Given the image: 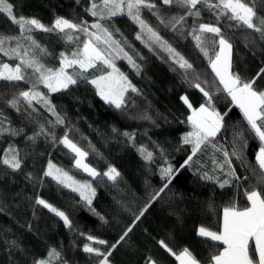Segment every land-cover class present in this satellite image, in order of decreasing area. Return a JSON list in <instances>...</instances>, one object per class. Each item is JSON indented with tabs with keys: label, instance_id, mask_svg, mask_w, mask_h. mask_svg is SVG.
<instances>
[{
	"label": "trees",
	"instance_id": "obj_1",
	"mask_svg": "<svg viewBox=\"0 0 264 264\" xmlns=\"http://www.w3.org/2000/svg\"><path fill=\"white\" fill-rule=\"evenodd\" d=\"M9 2L14 6L15 15L35 17L45 25H51L56 16L85 20L89 24L94 22V18L85 11L89 0H80L79 4L76 0ZM180 11L175 6H161L165 17ZM144 17L193 64L201 80L207 81L205 86L214 93L212 103L216 111L222 115L227 113L224 116L225 128L217 135L216 142L231 152L233 130L247 129L240 109L233 104L227 93L216 91L222 85H219L207 58L195 48L191 36L187 33L181 36L165 29L147 11ZM100 22L113 31L119 29V34L114 38L127 40L131 47L125 46V51L143 68L141 74L137 75L126 59L115 60L116 66L140 90L139 95L129 93L128 113H122L105 104L97 95L94 86L84 81L70 87L67 92L51 94V99L66 116L67 122L74 126L75 130L70 133L71 138L89 151L85 162L101 173L107 171L109 166L115 167L120 172V177L115 182L102 175L92 179L74 167L73 154L63 145L53 144L44 137L38 138L34 144L27 141L25 136L32 135L36 124H30L23 115L6 106L5 101L11 99L15 89L7 82L0 81V109L11 119L14 127L25 130L22 136L0 138V156L9 144H14L24 157L22 169L18 172H12L0 164V208H3L0 212V264H32L33 258L45 257L50 247L61 249L70 264H97L98 257L89 256L81 250L88 241L79 233L92 234L109 244L119 240L124 230L133 223L135 215L150 203L151 194L165 183L160 174V169L166 166L165 161L180 169L179 173L165 192L151 203L125 242L113 252L110 260L112 264H146L148 257H152L157 264H177L175 257L160 247L158 241L163 240L177 253L187 247L203 264H208L210 254L221 250V247L198 236V230L204 226L220 231L223 209L233 200L240 207L247 206L244 191L255 186L257 182L252 168L257 167L255 153L259 142L250 132H246L248 146L244 149L242 159L231 158L236 175L240 178L233 181L231 187L221 189L218 183L201 179L200 174L204 171L212 174L213 155L219 161L223 160L221 153L214 152L211 147L194 157L192 167L181 169L180 166L191 152L190 145L181 146L182 135L191 130L187 123V116L191 112L180 98L187 95L193 107L197 108L206 98L186 81L183 71L168 59L165 52L156 46H153L154 51H150L144 43L135 39L139 28L127 16H117L110 21ZM202 22L215 23L216 20L209 12L203 11ZM234 23L223 18L218 26L233 45L232 70L246 79H251L264 68V41L260 40L257 33L235 27ZM192 24L193 19L189 17L184 25L185 29H190ZM0 33L18 34V27L3 13H0ZM33 35L51 53L44 58L50 66H59V53H70L77 46L82 47V41L86 39L80 33H73L79 37L73 41L41 31H36ZM0 62L11 65L18 63L2 54ZM107 71L109 69L98 65V68L88 69L85 75L93 78ZM256 84L264 89V79H257ZM18 87L26 90L28 85L20 83ZM40 90L47 93L43 86ZM35 107L39 112L37 119L47 127L45 118H54L39 104ZM132 114H146L159 127L150 120L129 118ZM164 116L167 121L163 119ZM113 128L117 131L113 132ZM64 131L63 127L55 129L58 138ZM123 132H134L136 145H144L153 151L154 162L147 163L142 159L137 149L121 135ZM89 143L96 152L91 151ZM157 145L163 148V153ZM49 160L58 167L69 170L77 180L91 183L95 189L91 208L104 216L107 224L90 210L78 194L56 184L51 178L43 177ZM29 174L43 178V185L27 179ZM215 175L220 176L221 180L227 178L218 170ZM260 187L264 188V185ZM37 196L64 211L73 221L76 231L65 228L63 222L53 213L36 205ZM13 240L20 244L23 251L10 248Z\"/></svg>",
	"mask_w": 264,
	"mask_h": 264
},
{
	"label": "snow or ice",
	"instance_id": "obj_2",
	"mask_svg": "<svg viewBox=\"0 0 264 264\" xmlns=\"http://www.w3.org/2000/svg\"><path fill=\"white\" fill-rule=\"evenodd\" d=\"M76 2L79 4L80 0H76ZM161 6H175L181 11L165 17L161 12ZM85 11L94 18V22L91 24L85 20L56 16L51 25H45L35 17L15 15L13 4L9 0H0V13L6 14L12 24L18 27L17 35L0 33V54L10 60L18 61L14 65L0 62V81L7 82L15 89L11 99L5 101L6 106L23 115L30 124H36L32 135L25 136V139L34 144L38 138L44 137L53 144L63 145L73 154L74 167L83 170L92 178L102 175L115 182L120 177V172L115 167L109 166L107 171L101 173L85 162L90 153L71 138L70 133L75 130L74 126H71L67 122L66 116L58 110V106L51 99V94L67 92L70 87L84 81L94 86L97 95L105 104L122 113H128L129 93L139 95L140 90L116 66L115 60L117 58L126 59L137 75L141 74L143 68L129 52L125 51V46L131 47L127 40L114 38L119 34V29L113 31L108 25L100 22L110 21L117 16H127L139 28L135 39L144 43L150 51H154L153 46H156L165 52L168 59L183 71L186 81L206 98L198 108L193 107L187 95L180 98L191 112L187 116V123L191 130L181 137V146L190 145L191 152L180 166L181 169L192 167L194 157L207 147H211L214 152L221 153L223 160L219 161L213 155L211 157L212 174L204 171L200 177L218 183L221 189L231 187L233 181L240 179L232 166L231 158L242 159L244 149L248 146L246 132H250L258 140L259 146L255 153V161L259 171L257 172V167L252 168L253 175L257 177L256 185L244 191L247 206L240 207L233 200L223 209L220 231H213L201 226L197 234L223 245L222 250L213 251L210 254L208 264H264V188L260 187L264 185V89L259 88L256 84L257 79H264V68L260 69L257 76L251 79H246L234 72L232 70L233 45L218 26L223 18H227L229 21L235 22V27L251 30L259 35L261 41H264V0H89V6ZM145 11L151 13L159 25L165 29L181 36H184L185 33L191 36L195 48L207 58L219 85H222V88L217 87L216 91L227 93L233 104L240 109L247 129L233 130L231 152L216 142L217 135L225 128L224 116L227 113L222 115L216 111L212 103L214 93L205 86L207 81H202L200 75L193 68V64L160 34L158 28L149 23L144 17ZM203 11L213 15L216 22H202ZM189 17L193 19V24L190 29H185L184 25ZM90 29L95 31H90ZM36 31L54 33L67 41L79 39L73 33L83 34L86 39L82 41V47L77 46L70 53L60 52L59 66H50L44 58L50 56L51 53L35 38L33 33ZM137 55L139 54L137 53ZM98 65H102L109 71L93 78L85 75L88 69L98 68ZM70 69L71 71H69ZM20 83L28 85V88L20 89L18 87ZM41 86L47 89V93L40 90ZM36 104H39L54 118H45L47 127L37 119L39 112L35 107ZM129 118L150 120L156 127H159L156 121L146 114L139 116L132 114ZM163 119L167 121L166 116ZM57 127L65 128L63 135L59 138L55 132ZM112 131L116 132L117 129L113 128ZM24 132L23 128L14 127L11 119L3 109H0V138L22 136ZM121 135L137 149L142 159L147 163L154 162L153 151L144 145H136L134 132H123ZM157 147L163 153V148L159 145ZM89 148L92 152H96L90 143ZM23 162L24 157L21 156V150L14 144H9L3 155L0 156V164L12 172L20 171ZM165 164L166 166L160 169L161 178L165 183L158 191L151 194L150 203L141 209L138 215H135L133 223L124 230L119 240L109 244L108 241L92 234L79 233L88 241L83 244L81 250L89 256L98 257L97 264H112L110 257L113 252L121 243L125 242L136 222L140 221L151 203L165 192L179 173L180 169L174 168L167 161ZM217 170L227 178L221 180L220 176L215 175ZM43 177L51 178L56 184L78 192L90 210L103 223H108L104 216L91 208L92 198L95 196V189L91 183L77 180L69 170L58 167L51 160L48 161ZM26 178L43 185V178H37L31 174ZM35 204L58 217L65 228L76 231L73 221L64 211L39 196L36 197ZM2 211L3 208H0V212ZM30 228L31 226H29ZM158 243L167 253L174 256L179 264H203L187 247L177 253L165 241L160 240ZM10 248L23 251L15 240L10 242ZM55 262L70 264V261L64 257L63 251L56 247H50L45 257L32 260V264H55ZM146 264H157V261L148 257Z\"/></svg>",
	"mask_w": 264,
	"mask_h": 264
},
{
	"label": "crops",
	"instance_id": "obj_3",
	"mask_svg": "<svg viewBox=\"0 0 264 264\" xmlns=\"http://www.w3.org/2000/svg\"><path fill=\"white\" fill-rule=\"evenodd\" d=\"M222 221H223V213H222V219H221V226H222ZM201 238H203V239H205V240H207V241H210V242H213V243L219 245V246L221 247V250H222L223 245H220L218 242L211 241V240H209V239H207V238H204V237H201ZM177 264H179L178 261H177Z\"/></svg>",
	"mask_w": 264,
	"mask_h": 264
},
{
	"label": "rangeland",
	"instance_id": "obj_4",
	"mask_svg": "<svg viewBox=\"0 0 264 264\" xmlns=\"http://www.w3.org/2000/svg\"><path fill=\"white\" fill-rule=\"evenodd\" d=\"M79 171H81V172H83L85 175H87V176H89L87 173H85L83 170H81V169H78ZM90 178H92L91 176H89ZM106 179H108L106 176H104ZM92 179H94V178H92ZM109 180V179H108ZM111 181V180H110ZM69 189V188H68ZM76 194H78L79 195V193L78 192H75ZM79 197H80V195H79ZM81 198V197H80ZM93 199V198H92ZM84 201V200H83ZM85 203H86V201H84ZM87 204V203H86Z\"/></svg>",
	"mask_w": 264,
	"mask_h": 264
}]
</instances>
